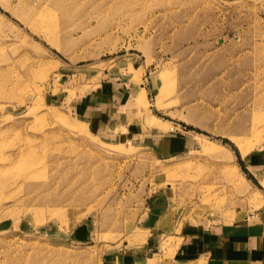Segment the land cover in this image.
Masks as SVG:
<instances>
[{"label":"rangeland","instance_id":"obj_1","mask_svg":"<svg viewBox=\"0 0 264 264\" xmlns=\"http://www.w3.org/2000/svg\"><path fill=\"white\" fill-rule=\"evenodd\" d=\"M260 218L264 0H0V264H203L188 228Z\"/></svg>","mask_w":264,"mask_h":264},{"label":"crops","instance_id":"obj_2","mask_svg":"<svg viewBox=\"0 0 264 264\" xmlns=\"http://www.w3.org/2000/svg\"><path fill=\"white\" fill-rule=\"evenodd\" d=\"M121 98V93L114 90L109 93L108 89L105 95L88 94L80 106L81 116L87 118L91 129L102 131L119 112L117 104ZM153 210V204L149 205L146 214L152 215ZM204 223L179 236L175 255L203 264H264V218L228 224Z\"/></svg>","mask_w":264,"mask_h":264},{"label":"bare ground","instance_id":"obj_3","mask_svg":"<svg viewBox=\"0 0 264 264\" xmlns=\"http://www.w3.org/2000/svg\"><path fill=\"white\" fill-rule=\"evenodd\" d=\"M27 16L30 17L31 22H32V20L36 19L35 14H34L33 12L31 13V11H28V12H27ZM28 20H29V19H28Z\"/></svg>","mask_w":264,"mask_h":264}]
</instances>
